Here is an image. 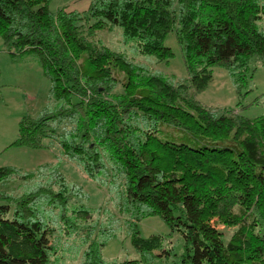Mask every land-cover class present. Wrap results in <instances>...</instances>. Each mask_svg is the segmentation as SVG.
I'll return each mask as SVG.
<instances>
[{"label": "trees", "instance_id": "obj_1", "mask_svg": "<svg viewBox=\"0 0 264 264\" xmlns=\"http://www.w3.org/2000/svg\"><path fill=\"white\" fill-rule=\"evenodd\" d=\"M49 2L0 0L5 49L33 59L50 82L49 102L21 118L11 146L59 150L57 162L32 171L0 167V264H57L55 233L79 229L94 212L83 187L61 172V157L107 188L127 217L139 259L117 264H264V115L196 99L214 67L227 70L240 96L251 57L264 63V0H91L82 12H52ZM106 26L156 63L173 56L164 40L174 30L186 78L89 40ZM161 123L189 132L195 144L159 138ZM15 180L17 194L2 188ZM154 215L183 239L167 263L156 260L171 254L161 236L142 237L138 228ZM216 222L238 227L224 241ZM99 227L81 264H108L102 249L117 232Z\"/></svg>", "mask_w": 264, "mask_h": 264}, {"label": "rangeland", "instance_id": "obj_2", "mask_svg": "<svg viewBox=\"0 0 264 264\" xmlns=\"http://www.w3.org/2000/svg\"><path fill=\"white\" fill-rule=\"evenodd\" d=\"M90 2L91 0H50L49 9L52 12L60 8L82 12L88 8ZM89 40L96 44L101 42L112 50L124 52L128 59L138 63H147L169 75H174L179 81L186 78L182 50L174 30L170 31L164 40L165 46L172 50L173 56L159 63L155 62L154 57L149 58L139 54L133 49L132 44H123L119 27L108 28L106 26L98 29ZM115 73L120 81L124 80L122 73L118 70ZM49 87L50 82L43 75L40 66L30 58L22 60L14 58L5 49L0 37V167L13 166L23 171H32L40 165L57 162L56 156L59 150L54 147L57 146L56 144L36 149L11 146V143L17 139L18 123L21 118L37 116L49 102ZM117 90H121L120 85ZM196 99L210 108H234L235 112L247 118L264 115L263 61L257 57H251L249 60L247 84L240 96L227 70L214 67L211 80L207 87L197 94ZM53 127L56 131H60L64 123L54 124ZM158 128L157 136L161 139L195 144L192 135L182 128L168 123H161ZM43 143L47 144L48 140H43ZM60 170L69 181L83 187L88 195L84 203L94 208V212L80 220L82 226L79 229L69 234L55 233L58 251L55 256H51V260L57 264H81L82 253L86 250L88 241H91L97 234L99 226L107 229L113 228L117 232L116 236L102 249L105 262L117 264L127 259H139V254L131 245L130 233L124 224L127 217L119 214L114 203L115 199L107 188L99 187L86 178L75 163L63 157L60 158ZM2 188L8 191L14 190V194L21 190L16 180ZM215 225L222 232L224 241H228L238 227L220 222H216ZM138 228L142 237L153 234L161 236V249L171 252L170 255L159 256L156 260L162 259L167 263L173 259L174 253H182L183 239L180 233L171 231L158 216L143 218L139 221ZM255 232H261V229L257 227ZM161 249L155 252L161 253Z\"/></svg>", "mask_w": 264, "mask_h": 264}]
</instances>
